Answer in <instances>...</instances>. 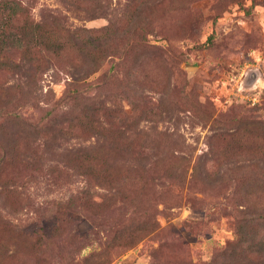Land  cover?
Returning a JSON list of instances; mask_svg holds the SVG:
<instances>
[{"label":"rangeland","instance_id":"1","mask_svg":"<svg viewBox=\"0 0 264 264\" xmlns=\"http://www.w3.org/2000/svg\"><path fill=\"white\" fill-rule=\"evenodd\" d=\"M3 1L83 46L0 66V264H264V0Z\"/></svg>","mask_w":264,"mask_h":264},{"label":"trees","instance_id":"2","mask_svg":"<svg viewBox=\"0 0 264 264\" xmlns=\"http://www.w3.org/2000/svg\"><path fill=\"white\" fill-rule=\"evenodd\" d=\"M78 1H81V3H78ZM62 2L67 7L80 10L84 13H92L96 11L94 9H98L96 7L91 10L92 12H87V9L82 7L80 9L78 5L85 4L86 0H62ZM24 6L25 4L20 1L0 2V54L20 51L25 54V63L27 65L26 68L25 65L18 66L11 61L8 62L6 59L5 62L0 64L2 70L12 69L15 71L17 68L24 67V77H31L30 71L32 72L33 67L41 61L40 56L45 57L48 61H53L54 59L61 58L63 55H67L73 49L82 50L83 45L81 43L82 40L77 34L78 30L68 27L61 16L47 14L38 21H35L28 18V15L24 12L26 10ZM98 47L99 45L94 48ZM84 69L86 68L76 70L83 71ZM100 154L102 155L101 157L105 156V153L100 148L89 150L78 149L65 156L71 155L73 157L72 160L77 161L71 165V168L75 171L80 168L78 162H88L89 159L95 160L93 157L99 158ZM100 201L101 199L97 201L90 196L88 190L84 188L80 189L66 201L61 202V205L58 204L57 207L70 208L77 203L96 207ZM0 220L2 221L1 218ZM6 221L4 223L9 226L8 232L16 235L21 231L16 225Z\"/></svg>","mask_w":264,"mask_h":264}]
</instances>
